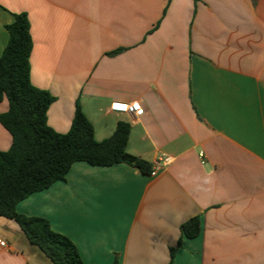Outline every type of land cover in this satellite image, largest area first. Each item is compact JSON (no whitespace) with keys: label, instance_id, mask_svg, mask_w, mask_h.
<instances>
[{"label":"crops","instance_id":"obj_1","mask_svg":"<svg viewBox=\"0 0 264 264\" xmlns=\"http://www.w3.org/2000/svg\"><path fill=\"white\" fill-rule=\"evenodd\" d=\"M21 12L30 81L54 97L48 125L66 133L77 101L96 141L127 122L126 151L155 175L76 162L16 211L46 219L84 264H168L170 248L173 264H264V0H0V55ZM195 216L199 234L182 237ZM0 240V264H51L11 219Z\"/></svg>","mask_w":264,"mask_h":264},{"label":"trees","instance_id":"obj_2","mask_svg":"<svg viewBox=\"0 0 264 264\" xmlns=\"http://www.w3.org/2000/svg\"><path fill=\"white\" fill-rule=\"evenodd\" d=\"M13 17L5 25L8 41L0 55V103L6 99L8 104L0 114V125L11 137L9 149L0 151V217L16 222L28 245L51 264H84L68 237L54 231L42 217L18 213L17 203L54 182L64 181L76 162L95 167L127 164L143 174L150 173L151 165L126 151L130 133L127 122H118L110 137L96 141L78 101L66 133L48 125L47 111L54 97L32 85L29 20L24 12ZM199 231L197 216L180 225L182 237L195 238ZM175 250L170 248L168 264H173Z\"/></svg>","mask_w":264,"mask_h":264},{"label":"built area","instance_id":"obj_3","mask_svg":"<svg viewBox=\"0 0 264 264\" xmlns=\"http://www.w3.org/2000/svg\"><path fill=\"white\" fill-rule=\"evenodd\" d=\"M110 111L120 113V114H136L141 112L139 102H112L109 107ZM153 176L155 175V169L150 172ZM0 246L5 247L6 243L0 240Z\"/></svg>","mask_w":264,"mask_h":264},{"label":"rangeland","instance_id":"obj_4","mask_svg":"<svg viewBox=\"0 0 264 264\" xmlns=\"http://www.w3.org/2000/svg\"><path fill=\"white\" fill-rule=\"evenodd\" d=\"M2 104H5L6 106H8L6 99H4V100L0 103V106H2ZM6 110H7V109H6Z\"/></svg>","mask_w":264,"mask_h":264}]
</instances>
